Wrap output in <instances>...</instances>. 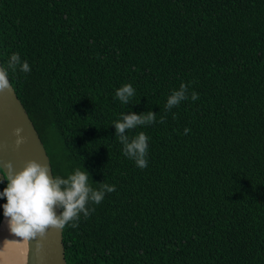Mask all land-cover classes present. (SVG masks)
I'll return each mask as SVG.
<instances>
[{"label": "trees", "instance_id": "trees-1", "mask_svg": "<svg viewBox=\"0 0 264 264\" xmlns=\"http://www.w3.org/2000/svg\"><path fill=\"white\" fill-rule=\"evenodd\" d=\"M0 57L55 180L88 177L67 264H264V0H0Z\"/></svg>", "mask_w": 264, "mask_h": 264}, {"label": "clouds", "instance_id": "clouds-1", "mask_svg": "<svg viewBox=\"0 0 264 264\" xmlns=\"http://www.w3.org/2000/svg\"><path fill=\"white\" fill-rule=\"evenodd\" d=\"M19 54L14 53L11 62H18ZM10 62V64H11ZM31 69L27 63L22 65V71L29 72ZM10 87L8 74L6 69H0V91ZM183 88V85H182ZM133 88L130 84H126L117 90V97L125 102L127 98L133 95ZM183 98V92L176 93L168 101V105L178 103ZM193 99H197L196 93H193ZM125 122H117L116 128L118 133H123L126 128H132L138 123H143L137 115L126 116ZM152 120L151 114L146 118ZM17 129V134L19 133ZM146 137L140 134L138 139L127 146L129 153L140 154L137 165L140 168L147 166L143 159L146 150ZM23 143L22 139L16 141L17 146ZM7 168V172H5ZM3 169L4 180H7V187L0 193V197H6L7 203L3 205L4 216L8 218L9 228L12 234L23 239L34 238L37 234L43 235L46 229L51 227L64 228L70 220H72L78 211L84 210L88 199L89 188L87 185L88 177L83 172L77 171L69 180H61L57 178L53 182L47 175V169L34 161L27 163V166L15 173L13 165L8 162L6 165H0ZM2 182V181H0ZM67 185L62 189L61 185ZM115 190L114 186L109 188V192ZM92 199L99 204L103 199L99 193H94ZM59 203L64 211L61 218L55 215L54 207ZM88 213L85 212V216Z\"/></svg>", "mask_w": 264, "mask_h": 264}, {"label": "water", "instance_id": "water-1", "mask_svg": "<svg viewBox=\"0 0 264 264\" xmlns=\"http://www.w3.org/2000/svg\"><path fill=\"white\" fill-rule=\"evenodd\" d=\"M0 69H4L1 57ZM8 79L10 87L0 91V165L11 162L13 171L19 173L28 162L34 161L45 167L47 175L55 182L51 160L42 138L9 77ZM17 129L20 130L18 134ZM18 139L23 140L19 146L16 144ZM54 211L57 218L62 217L59 203L55 205ZM4 218L3 215L0 228ZM26 241L25 264H67L63 228L49 226L43 235L37 234Z\"/></svg>", "mask_w": 264, "mask_h": 264}, {"label": "bare ground", "instance_id": "bare-ground-1", "mask_svg": "<svg viewBox=\"0 0 264 264\" xmlns=\"http://www.w3.org/2000/svg\"><path fill=\"white\" fill-rule=\"evenodd\" d=\"M27 258L26 239L11 233L8 218L0 228V264H25Z\"/></svg>", "mask_w": 264, "mask_h": 264}, {"label": "flooded vegetation", "instance_id": "flooded-vegetation-1", "mask_svg": "<svg viewBox=\"0 0 264 264\" xmlns=\"http://www.w3.org/2000/svg\"><path fill=\"white\" fill-rule=\"evenodd\" d=\"M0 175H1V173H0Z\"/></svg>", "mask_w": 264, "mask_h": 264}]
</instances>
